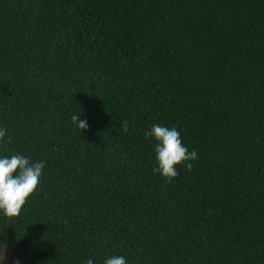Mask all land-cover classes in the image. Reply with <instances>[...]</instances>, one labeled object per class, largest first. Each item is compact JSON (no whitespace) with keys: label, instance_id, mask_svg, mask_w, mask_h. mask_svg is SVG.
Segmentation results:
<instances>
[{"label":"trees","instance_id":"16d2710c","mask_svg":"<svg viewBox=\"0 0 264 264\" xmlns=\"http://www.w3.org/2000/svg\"><path fill=\"white\" fill-rule=\"evenodd\" d=\"M152 124L190 170L153 171ZM0 126L45 161L0 215L22 264H264V0H0Z\"/></svg>","mask_w":264,"mask_h":264},{"label":"clouds","instance_id":"9594fccd","mask_svg":"<svg viewBox=\"0 0 264 264\" xmlns=\"http://www.w3.org/2000/svg\"><path fill=\"white\" fill-rule=\"evenodd\" d=\"M79 114H73L71 121L80 130H86L87 120L78 119ZM7 130L0 126V142L10 138ZM146 138H153L156 167L153 169L161 177L171 180L178 175L176 165L183 163L185 169L190 170L193 161L197 158L195 150L189 151L181 142L180 133L175 127L163 124H152L145 130ZM44 160L30 161L27 156L19 153L7 156L0 155V215L16 217L20 214L26 198L33 193L40 180ZM5 242L0 241V264L4 261ZM15 264V262H14ZM84 264H94L91 257L84 260ZM102 264H128L123 255L105 256Z\"/></svg>","mask_w":264,"mask_h":264},{"label":"rangeland","instance_id":"374dc122","mask_svg":"<svg viewBox=\"0 0 264 264\" xmlns=\"http://www.w3.org/2000/svg\"><path fill=\"white\" fill-rule=\"evenodd\" d=\"M22 264L19 260H17L8 250L4 248V261L3 264Z\"/></svg>","mask_w":264,"mask_h":264}]
</instances>
